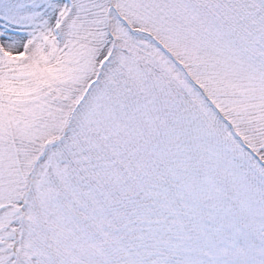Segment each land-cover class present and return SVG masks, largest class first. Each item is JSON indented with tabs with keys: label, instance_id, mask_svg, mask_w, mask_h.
Wrapping results in <instances>:
<instances>
[{
	"label": "snow or ice",
	"instance_id": "1",
	"mask_svg": "<svg viewBox=\"0 0 264 264\" xmlns=\"http://www.w3.org/2000/svg\"><path fill=\"white\" fill-rule=\"evenodd\" d=\"M0 264H264V0H0Z\"/></svg>",
	"mask_w": 264,
	"mask_h": 264
}]
</instances>
